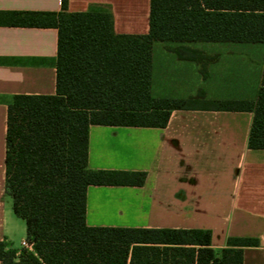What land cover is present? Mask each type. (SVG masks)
Segmentation results:
<instances>
[{
    "label": "trees",
    "instance_id": "1",
    "mask_svg": "<svg viewBox=\"0 0 264 264\" xmlns=\"http://www.w3.org/2000/svg\"><path fill=\"white\" fill-rule=\"evenodd\" d=\"M0 25L55 28V95H17L8 107L6 191L25 220L33 250L8 249L2 264H243L254 239L230 238L217 253L212 232L172 228H90V186L142 187L145 172L88 167L91 125L165 128L174 110L200 107L190 99L152 96L155 42L264 44V0H151L149 33L117 34L110 12H0ZM201 65V51L174 49ZM199 100V101H198ZM209 110L252 112L251 150H264V69L254 101L205 102Z\"/></svg>",
    "mask_w": 264,
    "mask_h": 264
},
{
    "label": "crops",
    "instance_id": "2",
    "mask_svg": "<svg viewBox=\"0 0 264 264\" xmlns=\"http://www.w3.org/2000/svg\"><path fill=\"white\" fill-rule=\"evenodd\" d=\"M150 5L151 0H68V11L110 12L117 34L146 35ZM61 11L62 0H0V12ZM181 46L212 59L206 77L198 62L177 57L174 49ZM257 46L153 44L152 96L186 100L203 91L205 98L196 109L172 111L165 128L90 126V170L147 177L142 187L90 186L88 227L209 230L217 253L230 238L254 239L258 246L243 247V264H264V150L248 145L254 114L204 104L256 99L264 69ZM57 59V29L0 25V242L18 255L33 248L6 191L8 107L17 95H55Z\"/></svg>",
    "mask_w": 264,
    "mask_h": 264
},
{
    "label": "rangeland",
    "instance_id": "3",
    "mask_svg": "<svg viewBox=\"0 0 264 264\" xmlns=\"http://www.w3.org/2000/svg\"><path fill=\"white\" fill-rule=\"evenodd\" d=\"M223 45V44H222ZM247 45V44H246ZM260 46H257V47H261V48H257L258 50L260 49V51H263L264 52V45L263 44H259ZM245 47H248V46H245ZM251 47V46H250ZM252 47H254V46H252ZM245 57H247V56H245ZM248 58H250V56L248 55ZM252 58V57H251ZM199 101V100H198ZM198 103H202V102H198ZM205 104V103H204Z\"/></svg>",
    "mask_w": 264,
    "mask_h": 264
},
{
    "label": "built area",
    "instance_id": "4",
    "mask_svg": "<svg viewBox=\"0 0 264 264\" xmlns=\"http://www.w3.org/2000/svg\"><path fill=\"white\" fill-rule=\"evenodd\" d=\"M25 244V243H24Z\"/></svg>",
    "mask_w": 264,
    "mask_h": 264
}]
</instances>
